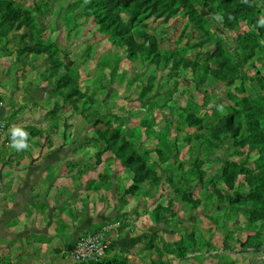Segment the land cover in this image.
<instances>
[{
  "label": "rangeland",
  "instance_id": "374dc122",
  "mask_svg": "<svg viewBox=\"0 0 264 264\" xmlns=\"http://www.w3.org/2000/svg\"><path fill=\"white\" fill-rule=\"evenodd\" d=\"M261 20L264 0H0V57L52 86L54 135L81 130L57 143L115 188L92 227L138 234L73 264H264ZM34 253L0 245V264Z\"/></svg>",
  "mask_w": 264,
  "mask_h": 264
},
{
  "label": "crops",
  "instance_id": "0c3cea01",
  "mask_svg": "<svg viewBox=\"0 0 264 264\" xmlns=\"http://www.w3.org/2000/svg\"><path fill=\"white\" fill-rule=\"evenodd\" d=\"M6 56L0 57V114L7 120L0 143V245L17 247L30 239L43 264H73L76 238L88 229H102L92 226L120 214L118 197L113 187L103 194V181L82 158L86 147L57 143L64 134L79 140L81 130L54 135L56 109L48 102L52 86L34 81L27 64L13 55L8 63ZM68 114L62 112L60 120ZM14 127L28 133L26 149L10 147ZM36 127L45 130L40 133ZM92 180L99 187L93 188ZM105 238L113 250L129 249L137 244L138 234L125 227L109 241ZM64 249L67 254L62 256Z\"/></svg>",
  "mask_w": 264,
  "mask_h": 264
},
{
  "label": "built area",
  "instance_id": "2783aa9c",
  "mask_svg": "<svg viewBox=\"0 0 264 264\" xmlns=\"http://www.w3.org/2000/svg\"><path fill=\"white\" fill-rule=\"evenodd\" d=\"M6 133V121L0 116V143ZM107 242L102 229H89L80 234L72 247L76 261H93L105 256Z\"/></svg>",
  "mask_w": 264,
  "mask_h": 264
},
{
  "label": "clouds",
  "instance_id": "9594fccd",
  "mask_svg": "<svg viewBox=\"0 0 264 264\" xmlns=\"http://www.w3.org/2000/svg\"><path fill=\"white\" fill-rule=\"evenodd\" d=\"M260 23L264 24V20H261ZM11 137H12V141L10 147L18 151L26 149L28 147V143H27L28 133L23 131L21 128L14 127L11 130Z\"/></svg>",
  "mask_w": 264,
  "mask_h": 264
},
{
  "label": "trees",
  "instance_id": "16d2710c",
  "mask_svg": "<svg viewBox=\"0 0 264 264\" xmlns=\"http://www.w3.org/2000/svg\"><path fill=\"white\" fill-rule=\"evenodd\" d=\"M78 264H80V263H78Z\"/></svg>",
  "mask_w": 264,
  "mask_h": 264
}]
</instances>
